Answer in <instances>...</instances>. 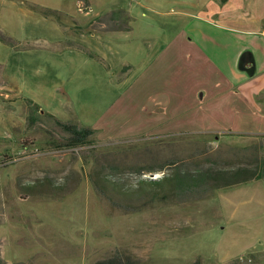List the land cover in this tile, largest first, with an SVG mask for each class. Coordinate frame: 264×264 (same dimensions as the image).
I'll list each match as a JSON object with an SVG mask.
<instances>
[{
	"label": "rangeland",
	"instance_id": "obj_1",
	"mask_svg": "<svg viewBox=\"0 0 264 264\" xmlns=\"http://www.w3.org/2000/svg\"><path fill=\"white\" fill-rule=\"evenodd\" d=\"M109 16L117 33L100 30ZM194 24L201 16L174 0H0L6 264H264V181L184 195L168 189L187 169L255 167L264 136L128 130L130 83L108 69L127 45L140 43L143 64L149 54L162 58ZM56 120L95 133L73 142ZM163 173L158 190L139 185Z\"/></svg>",
	"mask_w": 264,
	"mask_h": 264
},
{
	"label": "crops",
	"instance_id": "obj_2",
	"mask_svg": "<svg viewBox=\"0 0 264 264\" xmlns=\"http://www.w3.org/2000/svg\"><path fill=\"white\" fill-rule=\"evenodd\" d=\"M174 3L200 15L202 24L180 31L167 45L169 53L156 61L149 54L148 65L141 63L140 43L121 48L126 50L121 59L111 55L116 62L108 69L119 72L120 82L130 83L123 103L128 130L264 136V0ZM114 19L101 21L100 30L117 33ZM167 67L168 73H159Z\"/></svg>",
	"mask_w": 264,
	"mask_h": 264
},
{
	"label": "trees",
	"instance_id": "obj_3",
	"mask_svg": "<svg viewBox=\"0 0 264 264\" xmlns=\"http://www.w3.org/2000/svg\"><path fill=\"white\" fill-rule=\"evenodd\" d=\"M56 124L68 134L73 142L82 143L89 136L95 133L93 129L79 127L77 125L62 123L56 120ZM193 134H181L179 136H187ZM203 135V134H200ZM175 164L169 166L170 168H175ZM166 166H160L158 169H146L143 174L164 172ZM182 168V167H177ZM184 170V169H183ZM182 180L179 182L175 180V184L170 186L168 189L174 190L178 192L180 195H184L185 193L192 192L193 190L196 192L197 190H201L202 193L207 192L208 190H223L229 189L235 186H241L245 184H249L255 181H264V161H261L255 165V167L240 165L237 167L229 168V169H213V168H198L194 170L183 171ZM175 174V173H174ZM170 175V174H169ZM107 177V176H106ZM166 174L163 173L162 177L159 179H141L139 180V185H145V189H157V184L161 180H166ZM153 185V186H152ZM158 190V189H157ZM166 189L160 190L164 191ZM184 193V194H183ZM40 195V193H37ZM116 260H107L105 262L99 264H111V262ZM0 264H6L3 259L0 257ZM115 264H121L120 261H116ZM125 264H130L126 262ZM197 264V263H196Z\"/></svg>",
	"mask_w": 264,
	"mask_h": 264
},
{
	"label": "water",
	"instance_id": "obj_4",
	"mask_svg": "<svg viewBox=\"0 0 264 264\" xmlns=\"http://www.w3.org/2000/svg\"><path fill=\"white\" fill-rule=\"evenodd\" d=\"M155 178H153V180H154Z\"/></svg>",
	"mask_w": 264,
	"mask_h": 264
}]
</instances>
